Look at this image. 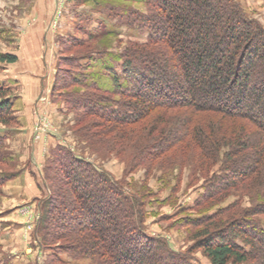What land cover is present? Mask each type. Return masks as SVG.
Segmentation results:
<instances>
[{
	"label": "trees",
	"instance_id": "trees-1",
	"mask_svg": "<svg viewBox=\"0 0 264 264\" xmlns=\"http://www.w3.org/2000/svg\"><path fill=\"white\" fill-rule=\"evenodd\" d=\"M121 1L146 5L147 12L111 9L139 22L147 39L120 54L98 52L101 67L96 71L92 64L85 69L77 60L67 63L77 74L68 72L65 87L87 91L71 98V104L82 108V116L103 120V130L94 135L99 143L112 133L116 142L137 139L134 167L172 150L194 148L202 160L218 159L225 150L220 175L213 176L212 186L193 205L208 210L188 222L195 248L211 264H264V225L253 217H264L263 25L237 0ZM101 34L113 35L103 28L89 37ZM17 60L15 54H0V62ZM9 95L10 88L0 83L4 125L17 120ZM59 151L58 162L66 165L60 181L67 190L61 204L52 207L67 205L75 218L72 213L49 216L46 201L39 233H48L55 221L49 226L61 229L56 236L67 241L66 252L89 257L94 264H193L190 251H177L148 232V194L132 191L69 150ZM8 177L0 176V187ZM247 186H255L253 194L260 197L253 198L250 208H243L241 197L217 207Z\"/></svg>",
	"mask_w": 264,
	"mask_h": 264
},
{
	"label": "rangeland",
	"instance_id": "rangeland-1",
	"mask_svg": "<svg viewBox=\"0 0 264 264\" xmlns=\"http://www.w3.org/2000/svg\"><path fill=\"white\" fill-rule=\"evenodd\" d=\"M237 1L264 27V0ZM112 7L147 12L146 5L136 1L0 0V54L18 57L15 63L0 62V83L10 88L17 117L12 124L0 123L4 137L0 176H9L0 187V264H94L89 257L66 252L67 241L56 236L61 229L49 226L55 221L48 225V233H39L41 206L46 201L49 216L72 213L67 205L52 207L54 202L61 204L67 190L60 181L66 165L58 162L59 148L107 170L132 191L148 194V232L165 238L177 251H190L193 264H211L195 248L188 222L207 214L206 208L195 210L193 205L212 186L213 176L220 175L225 150L217 160H202L194 148L172 150L134 167L137 139L116 142L112 133L99 143L94 135L103 130L105 124L99 123L103 120L92 114L82 116V108L70 101L87 91L77 85L65 87L62 81L68 72L77 74L67 65L71 60L85 69L92 64L96 71L101 67L98 52L120 54L132 43H145L147 32L140 23L116 16ZM103 28L113 35L89 37ZM252 188L233 191L217 207L241 197L243 208H250L253 198L260 200ZM253 217L264 225L263 216Z\"/></svg>",
	"mask_w": 264,
	"mask_h": 264
}]
</instances>
